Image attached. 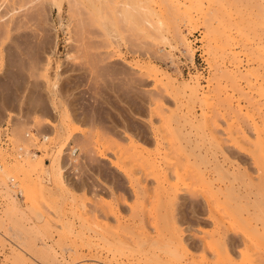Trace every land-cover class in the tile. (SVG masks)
<instances>
[{
	"label": "rangeland",
	"instance_id": "374dc122",
	"mask_svg": "<svg viewBox=\"0 0 264 264\" xmlns=\"http://www.w3.org/2000/svg\"><path fill=\"white\" fill-rule=\"evenodd\" d=\"M74 1L0 0V123L14 130L0 148V264H264V70L245 64L264 0H177L178 13L159 0ZM225 36L240 51L237 69L225 63L234 81L220 70ZM134 64L176 86L197 77L199 92L169 97ZM58 152L68 188L53 177ZM177 208L190 253L175 247Z\"/></svg>",
	"mask_w": 264,
	"mask_h": 264
},
{
	"label": "bare ground",
	"instance_id": "6f19581e",
	"mask_svg": "<svg viewBox=\"0 0 264 264\" xmlns=\"http://www.w3.org/2000/svg\"><path fill=\"white\" fill-rule=\"evenodd\" d=\"M73 2H71L72 4H74L75 3V1L74 0H72ZM76 1H78V0H76ZM80 1V0H79ZM94 1V0H93ZM159 1H161V2H164V5L162 6V7H166V5L168 4V7L170 8V6H171V11L174 9V10H178V9H180V8H177V7H179V4H178V1L177 0H159ZM121 2V1H120ZM70 3V2H69ZM122 3V2H121ZM166 3V4H165ZM76 5H77V2H76ZM75 4H74V6L72 5L71 6V9H74V8H77V7H75L76 6ZM121 5V4H120ZM69 6H70V4H69ZM177 6V7H176ZM1 7V6H0ZM59 6L57 5V8H58ZM168 7H167V10H169L168 9ZM172 7H174L173 9H172ZM2 8V7H1ZM136 8H137V6H136ZM135 8V9H136ZM59 9V8H58ZM121 13H120V15L122 14V15H126V13H129L130 12V10L132 9V7H131V9H130V6H127L126 7V5H125V3L121 6ZM166 9V8H165ZM187 9H188V11H187ZM61 10V9H60ZM138 10V9H137ZM184 10H185V8H184ZM191 10V9H190ZM58 12H59V10H57ZM253 11H254V13L256 14V15H258L261 19H262V22H263V25H262V27H260L261 29H260V32H259V34H258V37H257V39L256 40H254V42H261L262 44H257V46H259V48H256V50L257 51H259L258 52V57H256V56H253V58L252 57H247L246 59H245V64H246V66H247V64H249V63H253V64H255L254 65V72H256V73H258V69L257 68H262L263 70H264V2H263V6H261V5H259V4H256L255 6H254V8H253ZM133 12H135V11H133ZM138 12V11H137ZM186 12L188 13L189 12V5L186 7ZM174 13H175V11H174ZM177 13H178V11H177ZM130 14V13H129ZM140 14H141V11H140ZM189 14H190V12H189ZM25 15H26V13H25ZM31 15V14H30ZM29 13H28V21H29ZM121 15V16H122ZM24 17V16H23ZM26 17V16H25ZM30 17H32V16H30ZM25 19V18H24ZM26 19H27V17H26ZM23 20V19H22ZM26 21V20H25ZM24 21V22H25ZM27 21V22H28ZM31 21V20H30ZM29 21V22H30ZM28 22V23H29ZM10 23H11V21H10ZM20 23H21V21H20ZM27 23V24H28ZM18 25H19V22L17 23ZM16 24V25H17ZM22 24V23H21ZM26 23H24V25H25ZM256 24V23H255ZM10 25V24H9ZM23 25V24H22ZM221 25V24H220ZM7 26V25H6ZM11 26V25H10ZM14 27H15V24H14ZM18 27H20V26H18ZM21 27H24V26H21ZM26 27H27V25H26ZM25 27V28H26ZM227 28V26L225 25L224 27H223V32H224V34H225V31H224V29H226ZM12 29V28H11ZM19 29V28H18ZM21 29V28H20ZM13 30H15V29H13ZM22 34H23V32H22ZM27 34V33H26ZM24 35V34H23ZM173 35L179 40L180 39V41H185V38H184V36H182L181 34H180V31L178 30V28H175L174 29V32H173ZM25 37V36H24ZM18 39V38H17ZM21 39H22V36H21ZM23 41L24 40H26V39H22ZM27 40H28V38H27ZM26 40V41H27ZM186 43V42H185ZM183 44V43H182ZM187 44V43H186ZM186 44H184V45H186ZM218 49H219V58H220V61H221V65L222 66H220L221 67V71H222V73L224 74V76H225V78L227 77L228 79L227 80H232V81H234V78L232 77V76H230L228 73H227V71L225 70L226 68H225V63L226 62H229L230 63V66H231V68H232V70H235V69H237V67H238V63H240V62H238V59H239V56H240V51H236L235 49L236 48H234V47H232L231 46V44H229V41H228V38H227V36H225V37H223L222 39H220L219 40V45H218V47H217ZM217 49V50H218ZM2 59V58H1ZM220 64V63H219ZM244 64V65H245ZM252 65V64H251ZM134 67H135V69L136 70H138L140 73H144L146 76H147V79H149V80H153V81H155V83L156 82H158V84L160 83V85H162V87H163V89H164V91H165V93L170 97V96H174L175 95V98H176V95L177 94H179V95H182L183 97H185V99L187 100V102H188V104H190L189 103V101L191 100V102L195 99V97L197 96V94H198V92H199V86H200V84H199V78H197V77H195L193 80H192V83L191 84H185V85H183V86H176V84L169 78V77H167L166 75H164V74H162L161 73V71L160 70H158L157 69V67H155V66H153V65H150V66H147L146 68H145V70L146 71H143V66H139V65H137V64H134ZM222 68H224V69H222ZM122 71V70H121ZM123 72V71H122ZM121 72V73H122ZM120 73V74H121ZM125 73V72H124ZM123 73V74H124ZM126 74H127V72H126ZM143 74V75H144ZM128 75H130L129 74V72H128ZM124 77H126V75H123ZM132 76V75H131ZM145 76V77H146ZM165 76V77H164ZM133 77V76H132ZM126 79H128V81H129V78H126ZM136 79V78H135ZM137 80V79H136ZM131 81H132V78H131ZM134 82H135V80H133ZM137 84H140V83H142V81L139 83V80H137ZM154 83V84H155ZM129 84H132V83H129ZM157 84V83H156ZM55 85V84H54ZM126 86H129V85H126ZM138 86V85H137ZM54 87V86H53ZM134 87V86H133ZM130 88V87H129ZM128 88V89H129ZM132 88V87H131ZM137 89V88H136ZM125 90V89H124ZM131 90V89H130ZM126 91V90H125ZM124 91V92H125ZM124 92H123V94H124ZM135 93V92H134ZM160 93V92H159ZM136 94H138V93H136ZM156 94V93H155ZM125 95V94H124ZM127 95V94H126ZM129 95H131V94H129ZM139 95V94H138ZM158 95V94H157ZM143 96V95H142ZM260 96L261 97H263L264 98V90H262L261 91V93H260ZM127 97H129V96H127ZM134 97V96H133ZM139 97H140V95H139ZM149 97V96H148ZM160 97H162V96H160ZM182 97V98H183ZM16 98V97H15ZM126 98V97H125ZM157 98V97H156ZM159 98V97H158ZM158 98L156 99L157 101H158V104H159V101L161 100H158ZM136 99V98H135ZM135 99H134V101H135ZM144 99V98H143ZM150 99V98H149ZM173 99H174V97H173ZM197 99H198V97H197ZM122 100V99H121ZM147 100H148V98H147ZM151 100V99H150ZM155 100V101H156ZM175 100V99H174ZM152 101H154V100H152ZM151 101V102H152ZM155 101H154V103H155ZM126 102H127V100H126ZM128 102H131V101H128ZM146 102V101H145ZM149 102V101H148ZM133 103V102H132ZM137 103V102H136ZM61 104V103H60ZM69 104V103H68ZM131 104V103H130ZM135 104V103H134ZM152 104V103H151ZM128 105H129V103H128ZM137 105V104H136ZM138 105H140V104H138ZM136 106V107H138V109L140 110H142V106ZM141 105H143V104H141ZM12 106H13V104H12ZM130 106V105H129ZM134 107V106H133ZM144 107V106H143ZM145 108V107H144ZM189 108V107H188ZM258 109H259V107H257ZM124 110V109H123ZM122 110V111H123ZM189 111H190V109H188ZM187 111V110H186ZM191 112V111H190ZM190 112H188V113H190ZM260 112H261V109L259 110V114H260ZM67 114V112L66 111H64V113L63 114ZM188 113L186 112V114L188 115ZM20 114V113H19ZM16 115V114H15ZM70 115V117H71V113L69 114ZM1 116V115H0ZM17 117H18V115H16ZM190 116V115H189ZM17 117H16V119H17ZM18 118H20V117H18ZM21 118H22V120H23V118L24 117H22L21 116ZM66 118H67V115H66ZM260 118H261V121H263L264 122V113L262 112L261 114H260ZM15 118L12 120L13 122H15V120H16ZM22 120H21V122H22ZM69 120V119H68ZM73 119H72V117H71V121H72ZM19 120H17V122H18ZM75 121V120H74ZM11 122V121H10ZM17 122H15L16 124H17ZM73 122V121H72ZM19 123L20 122H18V125H19ZM10 124H12L13 126L15 125L14 123H10ZM16 126V125H15ZM13 128V127H12ZM13 130V129H12ZM11 129H9V133H10V131H12ZM12 132H14V130L12 131ZM11 132V133H12ZM41 133V132H40ZM11 135H14L13 133L11 134ZM25 135H27V134H25ZM38 135H39V133H38ZM10 136V134H8V137ZM28 136V135H27ZM37 136V135H36ZM68 136H70V134H68ZM11 137H9V141L11 140L10 139ZM29 138V137H28ZM33 138V137H32ZM40 138H41V141H40V143H42V142H45L46 140H47V138H48V135L47 134H45V133H42V134H40ZM71 138H72V136H71ZM128 139L130 140V142H131V144H132V147L133 148H137V144H135L136 143V139H134L133 138V136L132 135H129L128 136ZM38 141H39V139H38ZM13 142H15L14 141V139H13ZM47 142V141H46ZM10 143V142H9ZM10 144H12V142L10 143ZM135 144V145H134ZM68 146V147H67ZM67 146H65V148H64V150H65V152L63 153L64 155H67L68 157L70 156L71 158L74 156V152H75V150L77 149V148H74V147H71V146H69V145H67ZM1 148V147H0ZM21 149H22V147H20ZM67 148V149H66ZM26 149V148H25ZM23 150V149H22ZM16 151H17V149H16ZM140 151H143V150H140ZM10 152V151H9ZM19 152V149H18V151H17V153ZM22 153H23V151H21ZM13 153V152H12ZM11 153V154H12ZM21 153V154H22ZM3 154V153H2ZM28 154V152H26V154L25 155H27ZM142 154V153H141ZM147 154V153H146ZM13 155V154H12ZM29 155V157H30V155H32V157H37V155L36 154H28ZM27 155V156H28ZM59 155H60V153L58 152V154H57V157L56 158H54V160L52 161V164H51V167H52V170H53V172H54V175H53V177L56 179V181H57V184H58V186L59 187H61V188H68L67 187V183L65 182V180H64V176H63V166H62V164H61V162H59ZM16 157H17V155H15ZM15 156H13V157H15ZM23 156V155H22ZM140 156H142V155H140ZM144 156V155H143ZM12 157V156H11ZM19 158H21L20 157V154H19V156H18ZM145 158V157H144ZM146 160H147V158H146ZM148 162H149V164L151 163L152 164V167L154 166V164L155 163H153V161H151L150 162V159H149V156H148ZM160 163V162H159ZM145 164H146V162H145ZM150 164V165H151ZM148 167V166H147ZM152 167H150V169L152 170ZM155 167V169H156V166H154ZM160 168V167H159ZM154 169V168H153ZM161 169V168H160ZM0 170L2 171V166L0 167ZM157 171V170H156ZM163 171V170H162ZM165 171V170H164ZM163 171V172H164ZM159 173V172H158ZM167 172H165V173H162V175L164 174V176L166 177L165 178V180L167 179V176L165 175ZM6 173H4L3 175H5ZM1 175L2 174H0V177H1ZM202 175L203 174H201V175H198L197 174V177H202ZM5 176H7V175H5ZM3 179H5L4 177H2ZM7 178V177H6ZM169 178V177H168ZM164 179V178H163ZM196 179V178H195ZM200 179V178H199ZM6 180V179H5ZM11 180H12V183H13V179H11V178H9V180H8V182H9V184H10V182H11ZM168 181H169V179H167ZM197 180V179H196ZM206 181H207V179H205ZM0 181H1V178H0ZM129 181H131V180H129ZM138 181V180H137ZM200 181H202V180H200ZM165 182H167V181H165ZM170 182V181H169ZM208 182V181H207ZM206 182V183H207ZM3 183V182H2ZM164 183V182H163ZM6 185V184H5ZM13 185V184H12ZM170 186V183H167V186ZM6 187V186H5ZM5 187H4V189H5ZM10 187H13V186H11L10 185ZM7 188V187H6ZM171 188V187H170ZM8 189V188H7ZM18 189V188H17ZM123 189V188H122ZM144 190H146L147 191V189H145V188H143ZM164 189H165V187H164ZM11 190V192L12 191H14V190H12V188L10 189ZM17 191V190H16ZM124 191V190H123ZM18 192V191H17ZM34 192H36L37 193V191H33L32 190V193H34ZM15 193V192H14ZM169 193V192H168ZM204 193H206V192H204ZM211 193H212V191H211ZM38 194V193H37ZM201 194V193H200ZM210 194V193H209ZM194 195V194H193ZM202 195V194H201ZM204 195V194H203ZM31 196H33V195H31ZM35 196H37L36 194H34V197ZM169 196V195H168ZM171 196L172 197H175V196H173L172 194H171ZM206 196V195H205ZM205 196H203L202 198L204 199H207ZM22 197V196H21ZM170 197V196H169ZM200 197V196H199ZM198 197V198H199ZM211 197V196H210ZM217 197V196H216ZM15 198V197H14ZM188 198V197H187ZM210 199V198H209ZM218 199V198H217ZM211 200V199H210ZM19 201V200H18ZM181 201V200H180ZM192 201V200H191ZM198 201V200H197ZM206 201V200H205ZM209 201V200H208ZM186 202V201H185ZM190 202V201H189ZM200 202V201H199ZM198 202V203H199ZM188 203V202H187ZM193 203H195V202H191L190 204H193ZM197 203V202H196ZM195 203V204H196ZM209 203V202H208ZM12 204H14V203H12ZM182 204V202L180 203V205ZM177 205V204H176ZM187 205V204H186ZM194 205V204H193ZM179 206V205H178ZM200 206V205H199ZM13 207V206H12ZM175 207V206H174ZM181 207V206H180ZM184 207V206H183ZM14 208V207H13ZM194 208H195V206H194ZM175 209V208H174ZM197 209H198V206H197ZM199 209H200V207H199ZM183 209L181 208V209H179V208H177V211H178V213H176V215H178L176 218V220L173 222V228H172V230H174V233H175V235H176V245H175V247L176 248H178L179 250H181L182 251V249L185 251V253L187 252V253H190V252H188L189 251V249L190 248H192V249H195V247H196V245H195V242L193 243V242H191V243H189L187 240L188 239H186L185 237H184V232L185 231H190L191 229H190V227H188L189 225H187L186 227H184V228H182L183 227V225L182 224H184V217L186 216V215H184V217L182 216V214L180 213V211L183 213V211H182ZM186 210V209H185ZM173 211H175V210H172V214H173ZM197 211H199V210H197ZM189 212V211H188ZM193 213V212H192ZM195 213V212H194ZM174 215V214H173ZM182 216V218H179V216ZM164 216V215H163ZM180 216V217H181ZM171 217V216H170ZM173 217V216H172ZM175 217V216H174ZM189 218V217H188ZM194 220V218H191V220ZM197 219V218H196ZM171 220H172V218H171ZM187 220V219H186ZM190 219H188V221H191ZM192 220V221H193ZM198 220V219H197ZM200 220V219H199ZM191 221V224L194 222V223H197V221L196 220H194L193 222ZM145 222V221H144ZM185 222H187V221H185ZM171 223H172V221H171ZM202 223V222H201ZM145 224V223H144ZM186 224V223H185ZM188 224V223H187ZM190 224V223H189ZM172 225V224H171ZM143 229H144V227H143ZM149 233V232H148ZM147 233V234H148ZM149 235V234H148ZM183 237H184V239H183ZM200 240V239H199ZM201 242H202V240H200ZM222 242V241H221ZM237 243H238V240H235V239H228V241L226 240V242H224L222 245H223V247L225 248V253H229L230 255L232 254L231 253V251L234 249V247H236V245H237ZM221 245V244H220ZM217 246H219V245H217ZM233 248V249H232ZM222 249V248H221ZM188 250V251H187ZM224 250V249H223ZM183 251V252H184ZM216 251H217V249H216ZM227 251V252H226ZM220 252V251H219ZM234 253V252H233ZM227 256H229L228 254H227ZM230 257V256H229ZM232 258V257H231ZM230 258V259H231ZM229 259V260H230Z\"/></svg>",
	"mask_w": 264,
	"mask_h": 264
},
{
	"label": "built area",
	"instance_id": "2783aa9c",
	"mask_svg": "<svg viewBox=\"0 0 264 264\" xmlns=\"http://www.w3.org/2000/svg\"><path fill=\"white\" fill-rule=\"evenodd\" d=\"M9 130L7 129L6 123L5 121H3L2 123H0V147L5 149V150H9L10 149V143H9ZM0 167H1V163H0ZM10 185H12V180L10 182Z\"/></svg>",
	"mask_w": 264,
	"mask_h": 264
}]
</instances>
